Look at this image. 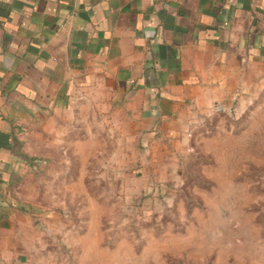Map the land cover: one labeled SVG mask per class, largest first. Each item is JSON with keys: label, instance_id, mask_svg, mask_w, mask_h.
I'll return each instance as SVG.
<instances>
[{"label": "crops", "instance_id": "obj_1", "mask_svg": "<svg viewBox=\"0 0 264 264\" xmlns=\"http://www.w3.org/2000/svg\"><path fill=\"white\" fill-rule=\"evenodd\" d=\"M256 60L264 0H0V264H27L29 167L101 135L160 158Z\"/></svg>", "mask_w": 264, "mask_h": 264}, {"label": "rangeland", "instance_id": "obj_2", "mask_svg": "<svg viewBox=\"0 0 264 264\" xmlns=\"http://www.w3.org/2000/svg\"><path fill=\"white\" fill-rule=\"evenodd\" d=\"M186 137L129 161L101 135L91 152L67 143L29 167L18 189L27 264H264V60Z\"/></svg>", "mask_w": 264, "mask_h": 264}]
</instances>
